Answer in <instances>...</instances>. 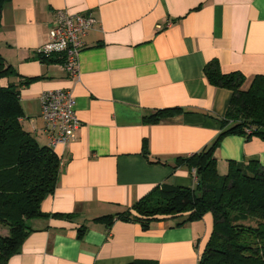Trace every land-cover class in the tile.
<instances>
[{
	"label": "crops",
	"instance_id": "0c3cea01",
	"mask_svg": "<svg viewBox=\"0 0 264 264\" xmlns=\"http://www.w3.org/2000/svg\"><path fill=\"white\" fill-rule=\"evenodd\" d=\"M58 10L96 21L83 38L76 78L35 58ZM0 55L19 76L37 78L20 89L21 126L31 137L49 145L43 92L71 90L79 121L74 140L54 149L60 171L42 217L28 222L5 264H199L210 214L193 223L155 221L147 231L95 220L130 210L158 186L196 187L192 171L176 161L214 141L221 130L215 117L224 118L232 96L208 84L204 67L217 61L223 74L239 72L243 89L264 75V0H8ZM168 108L181 113L145 121ZM213 156L219 175L229 162L264 167V139L228 136Z\"/></svg>",
	"mask_w": 264,
	"mask_h": 264
},
{
	"label": "trees",
	"instance_id": "16d2710c",
	"mask_svg": "<svg viewBox=\"0 0 264 264\" xmlns=\"http://www.w3.org/2000/svg\"><path fill=\"white\" fill-rule=\"evenodd\" d=\"M7 1L0 0V27ZM35 58L41 64L62 61L36 52ZM203 71L210 86L226 89L232 96L224 118L215 117L221 130L214 141L176 161L195 171L196 187L158 186L130 210L95 221L108 226L114 220L129 221L147 231L155 221L185 217L184 223H193L210 214L212 230L199 264H264V167L252 161L243 170L229 162L227 173L219 175L213 156L225 137L264 139V75H256L243 89L244 76L223 74L217 61L207 63ZM11 77H18V84L10 83ZM35 80L19 76L0 55V228L6 231L0 233V264L18 251L30 230L28 222L42 217L40 205L54 193L60 171L57 153L49 145L40 146L21 126L20 89ZM178 113L179 109L168 108L145 121L157 123Z\"/></svg>",
	"mask_w": 264,
	"mask_h": 264
},
{
	"label": "built area",
	"instance_id": "2783aa9c",
	"mask_svg": "<svg viewBox=\"0 0 264 264\" xmlns=\"http://www.w3.org/2000/svg\"><path fill=\"white\" fill-rule=\"evenodd\" d=\"M96 21L81 14L65 10L54 12L48 39L36 53L60 58L62 69L72 77L78 76V59L84 49L83 38L92 30ZM40 116L44 122V134L54 150L74 140L79 127L76 117V101L71 90L43 92L39 98ZM195 176V171L192 170Z\"/></svg>",
	"mask_w": 264,
	"mask_h": 264
},
{
	"label": "rangeland",
	"instance_id": "374dc122",
	"mask_svg": "<svg viewBox=\"0 0 264 264\" xmlns=\"http://www.w3.org/2000/svg\"><path fill=\"white\" fill-rule=\"evenodd\" d=\"M38 139V140H37ZM36 139V142L40 145V146H43V144H41V143H43L42 141H40L41 140V138H37ZM0 233L1 234H4V233H6V231L3 229V228H0Z\"/></svg>",
	"mask_w": 264,
	"mask_h": 264
}]
</instances>
